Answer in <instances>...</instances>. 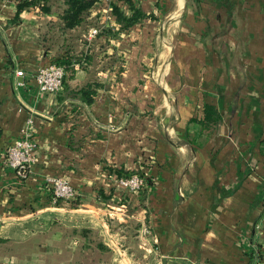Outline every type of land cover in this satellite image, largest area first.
I'll return each instance as SVG.
<instances>
[{"label":"crops","instance_id":"0c3cea01","mask_svg":"<svg viewBox=\"0 0 264 264\" xmlns=\"http://www.w3.org/2000/svg\"><path fill=\"white\" fill-rule=\"evenodd\" d=\"M19 1L0 0V264H53L54 221L95 230L110 264H137L112 229L129 217L143 264H264V0H134L155 17L103 36L114 58L91 103L38 89L37 67L53 62L40 28L56 4L17 13ZM105 9L98 0L91 15L115 30ZM73 65L69 82H84ZM207 104L221 119H205ZM25 130L33 159L19 180L5 149ZM133 172L151 181L145 194L116 180ZM54 176L75 201L52 203Z\"/></svg>","mask_w":264,"mask_h":264},{"label":"trees","instance_id":"16d2710c","mask_svg":"<svg viewBox=\"0 0 264 264\" xmlns=\"http://www.w3.org/2000/svg\"><path fill=\"white\" fill-rule=\"evenodd\" d=\"M96 1L98 0H20L17 3V13L27 5H36L40 11L45 12L51 10L52 3L56 4L57 17L44 21L42 29L40 28V40L51 55L53 63L62 65L64 69L63 87L67 86L72 95L78 96L86 103H91L97 89L104 85L98 78V70L109 67L110 59L114 58L113 54L103 52L108 42V39L102 40L103 36L114 35L144 17H155V14L148 13L136 5L134 0H123L131 10L130 13L112 0L109 4V13L118 25L113 30L108 24L99 21L97 17L99 14L91 15ZM91 29H95L94 36L88 38L87 34ZM105 58H109L108 63L107 60L101 61ZM74 62H83V70L88 74L84 82L77 80L74 82L75 85L69 82L77 76ZM205 111V119L208 122L222 117L214 105L207 104ZM194 121L203 122L196 119ZM150 182L149 179L146 180L145 187L141 190L144 194ZM140 226L141 222L138 219L129 217L127 221L115 222L112 228L119 234L122 245L128 248L137 264L150 261V258L145 256L143 248L139 246ZM52 227L53 230L61 232L62 243V251L53 255V264H110L111 248L92 228L65 226L58 221H54ZM0 243H5L7 248L10 247L8 238L0 237Z\"/></svg>","mask_w":264,"mask_h":264},{"label":"built area","instance_id":"2783aa9c","mask_svg":"<svg viewBox=\"0 0 264 264\" xmlns=\"http://www.w3.org/2000/svg\"><path fill=\"white\" fill-rule=\"evenodd\" d=\"M112 0H100L109 10V4ZM95 32V29L92 30ZM17 74H23L21 69H18ZM64 69L62 65L56 63H48L37 67L34 78L39 90H48L57 92L63 87ZM33 159V139L32 132L25 130L24 133L9 143L5 149V163L10 166L16 175L21 180L25 179L29 173V165ZM116 180L121 186L132 191L140 192L144 187L147 178L141 172H133L127 175H120ZM51 201L58 203L59 201H75V188L62 176H54L49 178Z\"/></svg>","mask_w":264,"mask_h":264},{"label":"rangeland","instance_id":"374dc122","mask_svg":"<svg viewBox=\"0 0 264 264\" xmlns=\"http://www.w3.org/2000/svg\"><path fill=\"white\" fill-rule=\"evenodd\" d=\"M110 17H111L110 13L105 12V15H104L105 20H108V18H110Z\"/></svg>","mask_w":264,"mask_h":264}]
</instances>
